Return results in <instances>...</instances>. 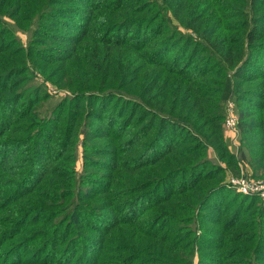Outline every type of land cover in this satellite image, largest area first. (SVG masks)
<instances>
[{
	"label": "trees",
	"instance_id": "obj_1",
	"mask_svg": "<svg viewBox=\"0 0 264 264\" xmlns=\"http://www.w3.org/2000/svg\"><path fill=\"white\" fill-rule=\"evenodd\" d=\"M243 166L264 180V0H0V264H264L253 196L189 229Z\"/></svg>",
	"mask_w": 264,
	"mask_h": 264
},
{
	"label": "rangeland",
	"instance_id": "obj_2",
	"mask_svg": "<svg viewBox=\"0 0 264 264\" xmlns=\"http://www.w3.org/2000/svg\"><path fill=\"white\" fill-rule=\"evenodd\" d=\"M19 36H20V40H21V43L24 45V46H26V44L28 43V41H29V39H30V37H31V35H30V33L29 32H21V33H19ZM34 75H36V74H34ZM43 79L44 78H42V77H38L37 79H35L34 81H32V84H34V85H37V87H43V88H45L46 90H47V93L49 94V96L51 97V101H50V103L51 104H53L54 102H57V101H59L60 99H62V98H64V97H66V96H68V95H66L64 92H57L52 86V84H50V83H48L47 81L46 82H44L43 81ZM48 83V84H47ZM50 84V85H49ZM52 85V86H51ZM47 87V88H46ZM233 103V102H232ZM232 105V104H231ZM233 105H234V111H235V115H236V117H237V120H238V114H237V107L235 106V104L233 103ZM224 134H225V137H226V140H227V146H228V148H229V150L233 153V154H235V155H237L238 154V149H239V146H240V142H239V136H238V130L236 131V133L235 134H233V133H231L227 128H226V126H225V122H224ZM227 135H228V139H227ZM75 168H76V172L78 173V174H80L81 173V171H82V158H81V148H80V146L78 147V150H77V163H76V166H75ZM246 171H248V172H250L249 174H247V172ZM250 174H252V171L249 169V167L248 168H246V167H242L241 168V172L238 174V175H236V174H234V173H230L229 171H227V186L229 187L228 189H229V192L227 193V196H226V198H228V200L229 201H234V202H232L231 204H230V208L228 207V205L226 206V204H224V206H226V209H224V210H220V211H218V212H214V211H211V210H207L206 212H204V214L207 216V214L209 215V217L210 218H204V215L202 216V218H200V220L199 221H197L196 220V218H195V226H190V228L189 229H194L195 231H197L199 228H203V230H202V232L203 231H208V230H212V228H220V226H221V224L223 223H225L226 222V220H227V222H228V219H229V213L230 212H227V211H233V209H236L237 208V204H239L240 203V201H245V199H240V198H238V196L237 195H234V192H236V189L235 188H231L230 186H231V181L233 180V179H239L240 177H242V176H244L249 182H253V183H259L260 182V184L261 185H264V180H262V179H255V178H252V177H250L251 175ZM248 175V176H247ZM237 193V192H236ZM235 193V194H236ZM238 194H240V193H238ZM234 198H233V197ZM248 196H253V198H256L257 200H256V204L257 205H259V204H262V202H264V197H262V196H260V195H258V194H256V195H248ZM233 198V199H232ZM231 199V200H230ZM249 199H251V198H249ZM249 199H247V201L249 200ZM226 201L225 202H228V200L227 199H225ZM246 201V203H248ZM250 201H252V200H250ZM229 203V202H228ZM245 204V203H244ZM237 217V216H236ZM218 221H221L220 222V225H218ZM200 222V223H199ZM209 222V223H208ZM186 231H188V230H184L183 232H186ZM212 231H216V230H212ZM201 232V233H202ZM197 235H200V237L202 236V235H204V232H203V234H200V231L199 232H197L196 233ZM213 239V238H212ZM264 245V244H263ZM209 249H212V247H210ZM194 251H195V253H197V249L194 247ZM201 252L202 253H205L206 255H207V257L206 258H211L212 257V255H213V253H214V251H209V250H207V251H203V250H201ZM193 263L194 264H198L197 263V258L195 257L194 258V261H193ZM205 264H214V262H212L211 260H207V262L205 263Z\"/></svg>",
	"mask_w": 264,
	"mask_h": 264
},
{
	"label": "built area",
	"instance_id": "obj_3",
	"mask_svg": "<svg viewBox=\"0 0 264 264\" xmlns=\"http://www.w3.org/2000/svg\"><path fill=\"white\" fill-rule=\"evenodd\" d=\"M237 125H238V120L235 115L234 105L233 103H229L227 106V117L225 119V126L231 133L235 134L237 131ZM230 187L235 188L237 193L243 195L258 194L264 197V185H261L260 182L259 183L249 182L244 176L240 177L239 179H233L231 181Z\"/></svg>",
	"mask_w": 264,
	"mask_h": 264
},
{
	"label": "crops",
	"instance_id": "obj_4",
	"mask_svg": "<svg viewBox=\"0 0 264 264\" xmlns=\"http://www.w3.org/2000/svg\"><path fill=\"white\" fill-rule=\"evenodd\" d=\"M227 139H228V135H227Z\"/></svg>",
	"mask_w": 264,
	"mask_h": 264
}]
</instances>
